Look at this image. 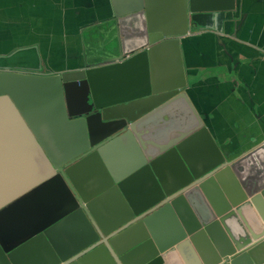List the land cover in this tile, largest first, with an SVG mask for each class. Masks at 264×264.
<instances>
[{
    "label": "water",
    "instance_id": "95a60500",
    "mask_svg": "<svg viewBox=\"0 0 264 264\" xmlns=\"http://www.w3.org/2000/svg\"><path fill=\"white\" fill-rule=\"evenodd\" d=\"M171 1L174 17L150 0L115 17L113 59L0 68V264H264V145L229 159L187 93L182 56L195 16L238 0ZM123 140L137 156L111 166L105 151ZM16 154L20 166L3 165ZM50 186L56 214L9 230L7 215Z\"/></svg>",
    "mask_w": 264,
    "mask_h": 264
},
{
    "label": "crops",
    "instance_id": "0c3cea01",
    "mask_svg": "<svg viewBox=\"0 0 264 264\" xmlns=\"http://www.w3.org/2000/svg\"><path fill=\"white\" fill-rule=\"evenodd\" d=\"M146 1L0 0V68L62 73L83 69L85 57L89 63L113 59L122 48L115 17L144 7ZM150 1L158 17L176 15L171 0ZM195 17H200L199 25L193 23L192 35L182 42L190 78L187 93L234 160L264 145V0H238L236 11ZM137 30L130 28L128 35ZM134 155L135 147L125 140L105 151L108 163L118 167L129 166ZM21 161L16 154L2 163L20 166ZM61 202L53 186L47 187L7 215L6 227L18 233L29 222L49 219ZM102 212L111 217L110 207H102ZM30 262H40L38 255Z\"/></svg>",
    "mask_w": 264,
    "mask_h": 264
}]
</instances>
